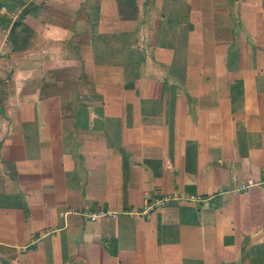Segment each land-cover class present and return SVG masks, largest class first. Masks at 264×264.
Instances as JSON below:
<instances>
[{"label": "crops", "instance_id": "0c3cea01", "mask_svg": "<svg viewBox=\"0 0 264 264\" xmlns=\"http://www.w3.org/2000/svg\"><path fill=\"white\" fill-rule=\"evenodd\" d=\"M242 2L0 0V264H264L261 53L202 51Z\"/></svg>", "mask_w": 264, "mask_h": 264}, {"label": "rangeland", "instance_id": "374dc122", "mask_svg": "<svg viewBox=\"0 0 264 264\" xmlns=\"http://www.w3.org/2000/svg\"><path fill=\"white\" fill-rule=\"evenodd\" d=\"M245 5L243 2L240 4L241 7L245 6V10H240L237 7L238 5L233 3L232 5V11L230 12V17L231 20L233 21V26L230 27V30L233 28V31L231 30L230 34L233 33V35H230V41L228 40V35L220 33V36H218L217 40H220L219 42L215 43H210L207 44L206 48L203 47L202 45L198 44L199 47L202 48V51L206 49H209L210 51L212 50H217L218 52H221L223 49V46L225 45V50L228 51V53H233V61L236 62V65H238V61L240 60V54L242 53H252V55H257L261 53V57L256 56V67L262 66L264 67V0H257L254 2H257L259 5V8L257 9L258 5L255 3H252L249 0H245ZM255 4V5H254ZM239 5V6H240ZM251 8V6H253ZM256 6V7H255ZM256 9V10H255ZM208 12L206 10H203L199 15L201 16L202 23L200 26L197 27L198 32L201 33L202 27H209V30L212 35H214L215 32H220L218 28H215V32H213V28L210 24V18L207 16ZM243 15V16H242ZM243 17V19H242ZM198 23H201V19L197 18ZM185 34L187 35V30L184 31ZM233 36V38H232ZM212 37V36H210ZM195 36L193 39L195 40ZM227 41V43H224ZM180 44V43H179ZM204 44V43H203ZM206 44V43H205ZM185 46V45H184ZM182 47L183 52L187 51L186 47ZM229 46V47H227ZM179 49V48H178ZM223 49V50H224ZM260 51V52H259ZM45 57H42L44 59ZM230 59H228L229 61ZM10 65V70L12 71L13 69V63L9 61L8 63ZM18 65V63H17ZM18 68L19 73H23V69ZM71 79V76L69 77Z\"/></svg>", "mask_w": 264, "mask_h": 264}, {"label": "built area", "instance_id": "2783aa9c", "mask_svg": "<svg viewBox=\"0 0 264 264\" xmlns=\"http://www.w3.org/2000/svg\"><path fill=\"white\" fill-rule=\"evenodd\" d=\"M154 204L155 203H151L148 206L149 210L152 209V207L154 206ZM84 214L86 216H88L90 219L96 220L99 217L104 216V215H112V212L109 211L108 209L101 208V209H97V210H93V211H84Z\"/></svg>", "mask_w": 264, "mask_h": 264}]
</instances>
